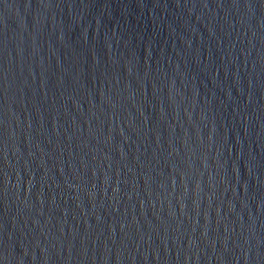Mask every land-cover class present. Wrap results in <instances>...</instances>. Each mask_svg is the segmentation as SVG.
<instances>
[{"label": "water", "instance_id": "1", "mask_svg": "<svg viewBox=\"0 0 264 264\" xmlns=\"http://www.w3.org/2000/svg\"><path fill=\"white\" fill-rule=\"evenodd\" d=\"M0 264H264V0H0Z\"/></svg>", "mask_w": 264, "mask_h": 264}]
</instances>
